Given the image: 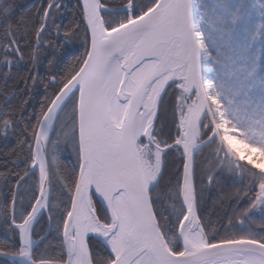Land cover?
<instances>
[{
    "label": "snow or ice",
    "instance_id": "6c2138e0",
    "mask_svg": "<svg viewBox=\"0 0 264 264\" xmlns=\"http://www.w3.org/2000/svg\"><path fill=\"white\" fill-rule=\"evenodd\" d=\"M0 141V264H264V0H0Z\"/></svg>",
    "mask_w": 264,
    "mask_h": 264
},
{
    "label": "trees",
    "instance_id": "16d2710c",
    "mask_svg": "<svg viewBox=\"0 0 264 264\" xmlns=\"http://www.w3.org/2000/svg\"><path fill=\"white\" fill-rule=\"evenodd\" d=\"M23 85H21V87H22ZM39 98H37V100H38ZM37 100H34L32 103H33V105H35V107H36V109L38 110V107H39V105H38V103H37ZM32 109L30 108L29 109V111H31ZM11 146H12V143L11 142H9V143H5V142H3V141H0V153H3V152H7V151H9L8 149H10L11 148ZM67 155V153H63V155H62V159H63V156H66ZM3 159H0V165H2L3 164ZM0 170H3L2 168H0ZM3 233L2 232H0V239H3ZM0 259H2V258H0Z\"/></svg>",
    "mask_w": 264,
    "mask_h": 264
},
{
    "label": "flooded vegetation",
    "instance_id": "af4514ba",
    "mask_svg": "<svg viewBox=\"0 0 264 264\" xmlns=\"http://www.w3.org/2000/svg\"><path fill=\"white\" fill-rule=\"evenodd\" d=\"M36 2V0H17V3L24 7V8H28L30 7L31 5H33L34 3ZM74 2V0H73ZM69 59H71V57H69Z\"/></svg>",
    "mask_w": 264,
    "mask_h": 264
},
{
    "label": "rangeland",
    "instance_id": "374dc122",
    "mask_svg": "<svg viewBox=\"0 0 264 264\" xmlns=\"http://www.w3.org/2000/svg\"><path fill=\"white\" fill-rule=\"evenodd\" d=\"M9 150V149H8Z\"/></svg>",
    "mask_w": 264,
    "mask_h": 264
}]
</instances>
